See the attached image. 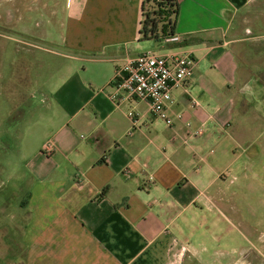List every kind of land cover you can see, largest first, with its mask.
I'll list each match as a JSON object with an SVG mask.
<instances>
[{
    "label": "crops",
    "instance_id": "crops-1",
    "mask_svg": "<svg viewBox=\"0 0 264 264\" xmlns=\"http://www.w3.org/2000/svg\"><path fill=\"white\" fill-rule=\"evenodd\" d=\"M143 1L37 0V27L47 26L31 35L59 52L31 47L33 96L49 101L26 161L31 189L17 204L26 218L15 225L18 241L10 239L29 249L17 263H194L199 245L200 259L210 261L212 242L225 237L222 218L243 213L237 201L252 192L247 184L264 188L257 0H181V42L140 40ZM147 50L188 51L196 61L186 86L174 90L171 113L183 119L171 126L147 101L111 98L117 70ZM219 262L249 264L241 254Z\"/></svg>",
    "mask_w": 264,
    "mask_h": 264
},
{
    "label": "rangeland",
    "instance_id": "rangeland-1",
    "mask_svg": "<svg viewBox=\"0 0 264 264\" xmlns=\"http://www.w3.org/2000/svg\"><path fill=\"white\" fill-rule=\"evenodd\" d=\"M257 4L259 12L254 17L257 19L253 28L264 33V15L261 14L264 0H257ZM41 8L37 0H0V33L4 36L0 35V264H22L17 262L29 255L28 248L18 249L14 247L17 243L13 244L10 239L18 241L14 238L15 225L26 218L17 204L31 189V174L26 161L33 156L38 139L34 131L37 115L48 106L49 98L45 95L41 101L33 96L38 90L36 75L32 73L33 49L28 45L21 46L15 40L38 43L55 56L58 54V45L44 44L31 35L36 30L46 29L47 25L37 27V21L44 19ZM18 20L23 22L18 23ZM6 35L13 39L6 40ZM16 47H19L20 54L16 53ZM22 56L24 61L17 62ZM258 186L247 184L252 192L245 195L242 204L237 201L243 210L239 218L234 213H230V221L222 218L225 237L212 242L210 261L200 259L204 253L199 245V260L191 263L190 257H186L183 264H220L219 260L228 262L229 255L240 254L249 264H264V188Z\"/></svg>",
    "mask_w": 264,
    "mask_h": 264
},
{
    "label": "built area",
    "instance_id": "built-area-1",
    "mask_svg": "<svg viewBox=\"0 0 264 264\" xmlns=\"http://www.w3.org/2000/svg\"><path fill=\"white\" fill-rule=\"evenodd\" d=\"M166 40L181 42L182 38L175 34ZM195 65L196 61L188 51H144L117 70L113 82L116 92L111 98L116 102L130 99L147 101L151 105L153 115L171 126L176 119H183L181 113H171L174 90L186 86V82L194 73ZM192 103L195 106L200 105L194 98ZM129 115L134 117L132 111ZM187 125L190 127L191 123ZM202 130L203 128H199L195 134L201 133ZM45 149L47 153H52L54 145L48 143Z\"/></svg>",
    "mask_w": 264,
    "mask_h": 264
},
{
    "label": "trees",
    "instance_id": "trees-1",
    "mask_svg": "<svg viewBox=\"0 0 264 264\" xmlns=\"http://www.w3.org/2000/svg\"><path fill=\"white\" fill-rule=\"evenodd\" d=\"M181 0H144L140 40H160L175 35Z\"/></svg>",
    "mask_w": 264,
    "mask_h": 264
},
{
    "label": "flooded vegetation",
    "instance_id": "flooded-vegetation-1",
    "mask_svg": "<svg viewBox=\"0 0 264 264\" xmlns=\"http://www.w3.org/2000/svg\"><path fill=\"white\" fill-rule=\"evenodd\" d=\"M0 26H1V24H0ZM0 35H2V34L0 33ZM26 45H28L29 48H31L33 46V44L32 43H29V42H26Z\"/></svg>",
    "mask_w": 264,
    "mask_h": 264
}]
</instances>
